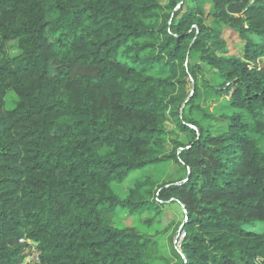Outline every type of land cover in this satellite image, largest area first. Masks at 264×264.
<instances>
[{
	"label": "trees",
	"instance_id": "16d2710c",
	"mask_svg": "<svg viewBox=\"0 0 264 264\" xmlns=\"http://www.w3.org/2000/svg\"><path fill=\"white\" fill-rule=\"evenodd\" d=\"M263 57L264 0H0V264H150L154 201L178 264H264Z\"/></svg>",
	"mask_w": 264,
	"mask_h": 264
},
{
	"label": "rangeland",
	"instance_id": "374dc122",
	"mask_svg": "<svg viewBox=\"0 0 264 264\" xmlns=\"http://www.w3.org/2000/svg\"><path fill=\"white\" fill-rule=\"evenodd\" d=\"M163 2L165 0H162ZM224 37L226 38L228 45L230 47L231 53H237L243 46L241 40L230 33L229 31L224 32ZM13 53V50H10ZM261 63H264V57L260 59ZM12 98V94H10ZM219 102L213 104H208L204 106V109L207 112L213 111L214 108L218 107ZM202 123H206L207 120H201ZM191 135L187 134L183 141H187ZM185 172L182 167L173 162L165 161L160 162L155 165H149L141 171H136L127 176L121 183H112V190L119 196L124 197L129 188L134 186L135 181L144 180L147 178L151 182L155 183V186L144 185L141 189V192L147 196L149 199H153L151 195L145 193L149 188L154 189L157 184H160L163 181H174L180 177H184ZM119 221L124 226H139V219L127 213L125 210H120L118 213ZM147 217L152 219V222L149 224L151 227L150 232L154 234L156 240L157 249L152 254V259L150 264H178L179 260H176L171 251V243L169 242L170 236L172 238L176 235V230L183 219V209L175 201L170 202H157L151 204V207L148 210ZM258 225L255 229H258ZM24 264V260L22 262Z\"/></svg>",
	"mask_w": 264,
	"mask_h": 264
},
{
	"label": "built area",
	"instance_id": "2783aa9c",
	"mask_svg": "<svg viewBox=\"0 0 264 264\" xmlns=\"http://www.w3.org/2000/svg\"><path fill=\"white\" fill-rule=\"evenodd\" d=\"M184 237H185V231L179 230L173 239V245L179 253L181 249V242L184 239ZM20 241H22V239ZM37 260H38L37 253L33 251L30 255L24 258V264H29Z\"/></svg>",
	"mask_w": 264,
	"mask_h": 264
}]
</instances>
